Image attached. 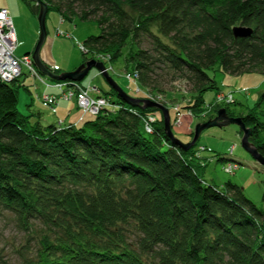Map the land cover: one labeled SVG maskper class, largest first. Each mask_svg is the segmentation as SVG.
Listing matches in <instances>:
<instances>
[{"label":"trees","instance_id":"trees-1","mask_svg":"<svg viewBox=\"0 0 264 264\" xmlns=\"http://www.w3.org/2000/svg\"><path fill=\"white\" fill-rule=\"evenodd\" d=\"M23 1L37 16L39 6ZM41 1L62 21L98 26L82 42V63L123 58L125 72L150 93L160 92L157 70L185 78L190 93L168 95L189 101L176 113L201 122L220 108L233 117L222 101L204 106L203 94L217 89L211 73L264 77V0ZM235 27L251 33L235 38ZM145 37L149 50L141 48ZM18 81L0 79V210L34 239L22 264H264V209L231 182L208 183L198 141L187 150L174 144L156 109L132 107L110 87L99 90L110 109L79 125L43 126L20 114ZM238 117L264 158V90ZM175 120L170 115L171 129Z\"/></svg>","mask_w":264,"mask_h":264},{"label":"rangeland","instance_id":"rangeland-1","mask_svg":"<svg viewBox=\"0 0 264 264\" xmlns=\"http://www.w3.org/2000/svg\"><path fill=\"white\" fill-rule=\"evenodd\" d=\"M2 7L9 10L13 21L17 37V47L14 54L18 57H31L40 34L37 16L32 13L23 0H0V8ZM45 26L46 39L40 49V58L51 72L58 71V73H55L57 75L72 72L82 64V53H85L84 50L80 49L81 45L83 46L82 42L88 36L99 34V28L93 21H62L57 11L48 12ZM141 42L143 50L151 48L150 38L145 37ZM92 60L103 63L102 61H107L108 58L96 56ZM103 65L109 77L121 89H124L125 91H123L128 96L160 104L168 112L172 110L174 114L171 112V120H174V115L176 120L171 130L182 143H188L190 137L187 133L193 132L198 123H203L201 122L204 120L203 117H194L186 112L176 113L179 103L185 99H180L178 102L176 97H169L168 94L176 93L186 96L191 91L190 83L182 76L177 75L173 78L172 73L157 70L155 86L160 92L150 93L146 88L138 85L134 79H131L133 80L131 81L125 77L128 73L124 70L123 58L112 64L103 63ZM211 76L217 84V89L203 94L204 106L222 101L229 105V113L233 116L232 118H240L238 116L246 115L249 110L253 109L260 92L264 90V77L257 70L241 75H230L217 70L213 74L211 73ZM41 78L50 86L45 87L40 80L30 76L26 69H23L19 79L14 80H19L15 87L21 85L18 89L17 105L20 114L24 116L33 115L32 121L39 119L43 126L79 125L82 121L91 118L81 112L74 100H59L54 112L45 106L38 99L39 97L42 95L59 97L61 91L55 86L57 83L51 82L42 75ZM80 83L83 87L88 85L95 87L101 93H109L110 91V85L96 69H92ZM228 94L233 96L234 101L231 103L225 100ZM185 102L189 101L185 100ZM209 109L206 110L208 114ZM157 114L161 115L159 111ZM239 130L237 125L231 124L221 128H209L201 133L197 150L200 147L205 148L204 151L199 153L200 157L207 163L204 179L218 188H222L226 182H231L241 187L245 197L256 207L264 209V167L257 164L251 155L242 148ZM232 146L234 150L230 154ZM219 159L226 160L221 161ZM231 161L238 163V169L232 174H226L223 169ZM19 225L11 214L0 210V264H22L21 251L23 250V254L26 255L31 249H27V245L34 246V239L29 238Z\"/></svg>","mask_w":264,"mask_h":264},{"label":"water","instance_id":"water-1","mask_svg":"<svg viewBox=\"0 0 264 264\" xmlns=\"http://www.w3.org/2000/svg\"><path fill=\"white\" fill-rule=\"evenodd\" d=\"M30 2L34 3L35 5L39 6V11L37 15V20L39 24V39L34 47L33 52L31 53L32 61L35 66V68L38 70V72L42 75L45 76L46 78L52 80V81H58V82H73V83H80L85 79V77L89 74V72L92 69H96L107 81V83L110 85V87L117 93V95L128 105L132 107H140L141 109L145 108H151V109H156L159 111L163 117V122H164V130L166 132V135L171 139V141L174 144L179 145L181 148L187 150L191 147H193L196 142L198 141L201 133L209 128L213 127H226L228 125L234 124L239 127V129L242 132V137H241V146L242 148L247 151L251 157L254 159V161L259 164L264 166V158L260 156L256 149L253 147V145L249 142V137L251 135V130L246 128L241 121L240 118H232L227 116L225 109H219L217 111L216 117L208 120L203 123H198L194 127L193 131V137L190 142L188 143H182L179 141L175 136L173 135V132L170 127V115L169 112L164 106L148 101V100H140V99H135L130 96H128L123 89H121L108 75L105 66L103 63L96 62L94 60H89L85 63L80 64L74 71L72 72H65L61 74H55L49 70V68L42 62L40 58V49L45 42L46 39V26H45V21H46V16L48 13V7L45 3H43L41 0H29ZM233 35L235 38L241 37H247L251 33L250 28L246 27H235L232 30ZM29 54V53H28Z\"/></svg>","mask_w":264,"mask_h":264},{"label":"built area","instance_id":"built-area-1","mask_svg":"<svg viewBox=\"0 0 264 264\" xmlns=\"http://www.w3.org/2000/svg\"><path fill=\"white\" fill-rule=\"evenodd\" d=\"M16 47L17 37L10 12L7 8H0V79L7 83L13 82L15 79H19L23 73V69H26L30 76L37 78L42 84L49 87L50 85L41 78V75L35 69L30 56L18 57L14 54ZM80 49L84 50L82 45ZM125 77L128 80L134 79L129 74L125 75ZM55 86L61 91L59 97L53 95L41 96L43 104L49 107L53 112L59 100H74L77 107L84 114L91 116H96L104 109L111 108L109 99L103 96L97 88L90 85L83 87L78 83H57ZM219 99L223 100L221 98ZM225 100L231 103L233 102V96L228 94ZM156 119H158L156 115L147 118L145 124V131L147 133L152 132L151 125ZM204 150V147H200L197 150V155ZM233 150L234 147L232 146L230 153H232ZM237 169V163L231 161L223 170L226 174H232Z\"/></svg>","mask_w":264,"mask_h":264},{"label":"bare ground","instance_id":"bare-ground-1","mask_svg":"<svg viewBox=\"0 0 264 264\" xmlns=\"http://www.w3.org/2000/svg\"><path fill=\"white\" fill-rule=\"evenodd\" d=\"M234 101V100H233Z\"/></svg>","mask_w":264,"mask_h":264}]
</instances>
